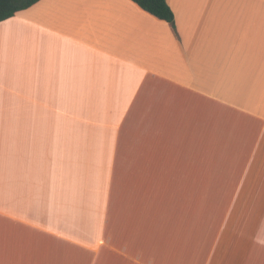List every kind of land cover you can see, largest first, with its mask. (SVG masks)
<instances>
[{"label": "crops", "instance_id": "crops-1", "mask_svg": "<svg viewBox=\"0 0 264 264\" xmlns=\"http://www.w3.org/2000/svg\"><path fill=\"white\" fill-rule=\"evenodd\" d=\"M167 2L0 22V264H264V0Z\"/></svg>", "mask_w": 264, "mask_h": 264}, {"label": "trees", "instance_id": "trees-1", "mask_svg": "<svg viewBox=\"0 0 264 264\" xmlns=\"http://www.w3.org/2000/svg\"><path fill=\"white\" fill-rule=\"evenodd\" d=\"M40 0H0V22L14 16L17 12L25 10ZM142 9L155 17L169 22L175 32V15L167 0H133Z\"/></svg>", "mask_w": 264, "mask_h": 264}]
</instances>
